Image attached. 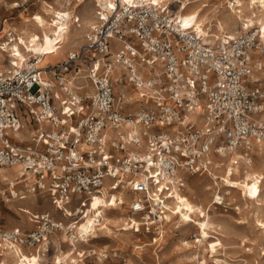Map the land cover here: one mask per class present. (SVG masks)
<instances>
[{
	"label": "built area",
	"instance_id": "2783aa9c",
	"mask_svg": "<svg viewBox=\"0 0 264 264\" xmlns=\"http://www.w3.org/2000/svg\"><path fill=\"white\" fill-rule=\"evenodd\" d=\"M118 5L106 17L99 12L83 47L51 67L56 82L44 78L40 55L22 70L0 67V167L19 166L17 177L0 185V198L46 196L59 213H35L29 229L0 228V264L5 249L46 255L57 233L73 248L88 243L98 237L106 211L122 206L131 213L124 229L156 228L154 239H163L174 214L171 195L182 191L187 174L208 171L211 155L234 156L232 167L250 163L253 148L264 143V118L253 115L264 112V76L252 78L264 73L256 28L218 46L183 28L166 7ZM112 38L121 43L115 52ZM81 62L88 92L72 84ZM142 64L151 65L147 76ZM117 66L120 78L113 76ZM124 75L144 105L136 113L127 110L133 102L127 93L117 90ZM24 131L28 139L18 135ZM119 192L130 200L116 197L113 204ZM225 196L217 191L213 203ZM96 197L106 202L93 206ZM89 218L93 228L82 230Z\"/></svg>",
	"mask_w": 264,
	"mask_h": 264
},
{
	"label": "bare ground",
	"instance_id": "6f19581e",
	"mask_svg": "<svg viewBox=\"0 0 264 264\" xmlns=\"http://www.w3.org/2000/svg\"><path fill=\"white\" fill-rule=\"evenodd\" d=\"M236 2V5L231 6V0H220L218 5H215L210 0H118L117 2L113 0H55L54 3L44 5L46 15L50 16L49 19L40 13L37 14L35 22L41 28L40 30H30L29 26L14 28L16 33H9L8 37L0 42V67H3L6 71L22 70L27 67L33 56L40 55L41 61L39 64L44 69V78L56 82V78L54 76L52 77L51 67L61 61L67 60L69 55L76 51L77 46H80L79 49L83 47L85 42L84 34L90 25L99 21V12L106 17L108 14L116 12L119 7L118 4L125 5L127 3H135V6L148 4L160 8L166 7L179 18L183 28L198 32L214 45L221 46L228 38H236L238 35L252 28H256L259 31L261 40L264 41V0H236ZM89 3H92L94 6V11L91 16L86 17L87 14L85 16L83 13H78L80 7L83 8ZM89 8L92 9L91 7ZM76 16H78L77 23H75ZM2 36H0V40ZM116 49L113 48V52ZM6 58L8 59V65L5 63ZM151 69V65L142 64L140 72L147 76L152 71ZM121 70L122 68L120 66H117V70H113L115 77L120 78L122 74ZM155 71L159 72L160 70L155 69ZM84 75L82 73V75L77 76L78 83L73 82L72 84L79 85L81 88H84L83 91L86 90L88 92L91 86L81 78ZM262 76H264L263 72H254L252 74V78L254 79H259ZM120 87L122 89L130 88L131 90L129 91L131 93H127L126 95L129 100H132L138 105L139 94L136 89H132V84L120 85ZM56 89L59 94L63 95L60 88ZM139 89L141 91L143 90L141 87ZM138 110L139 107L133 111L129 110V112L136 113ZM261 117L264 118V112L261 114ZM191 118L195 117L192 116ZM202 121L199 120L198 123L201 124ZM124 128L126 129V126ZM18 135L23 139L28 138V134H23L22 132L18 133ZM253 151L256 156L252 162L238 164L234 167L230 163L234 156L227 155L226 157H218L211 155V167L213 168H209V175L216 184L229 187V189L232 188L233 190L238 189L240 190L239 194L241 196L250 199L255 204V211L252 213L253 222L264 227V212H260L263 204L264 143L253 148ZM14 168V171H10L8 167H0V176L3 179L0 178V181L16 178L19 166H14ZM208 188L210 186H206L205 189ZM173 192L174 194L171 196H175L176 199L172 200V204H168V208L178 218L174 219L172 215L169 216V218H173L171 223L175 227L192 226L198 231V237L196 239H181L180 243L185 247L195 244L198 248L210 249L211 256H215L218 253V248L213 244L215 233L223 231L224 226L211 216L208 210L211 201L207 200L203 195L195 196L189 194L186 190L180 192L177 188H174ZM127 195L124 192H119L112 197V203H117L116 197L122 202L127 200ZM35 196V194L29 193L28 197L23 201L32 199ZM5 202L7 203L8 209H13L24 218V221L22 220L23 223L11 218L9 227H19L22 226L21 224H32V215L26 213L29 210L25 209L26 211H24V208L17 207L15 202H10L8 199ZM100 202L106 201L103 197H96L93 206L98 205ZM122 211V213L105 217L104 224L100 227V231L104 236L112 235L116 239H124V234H134L129 229L123 228L126 219L131 215L128 214L126 207L122 208ZM123 213H126V216ZM134 222L136 223L137 220H134ZM125 225L128 226V224ZM92 228V218L82 223V230L88 231ZM262 232H264V229ZM64 238L65 236L63 234H56L54 243L57 248H59L60 242ZM19 250V248L17 250H3V263L41 264L40 261L43 257L41 254H37L33 249H30L32 251L30 253L23 252L21 254ZM71 252V249L66 251L60 249L53 257V264H81L77 256L74 253L71 254ZM100 253L104 256L107 255V252L104 250L100 251ZM198 263L206 264L204 256Z\"/></svg>",
	"mask_w": 264,
	"mask_h": 264
},
{
	"label": "rangeland",
	"instance_id": "374dc122",
	"mask_svg": "<svg viewBox=\"0 0 264 264\" xmlns=\"http://www.w3.org/2000/svg\"><path fill=\"white\" fill-rule=\"evenodd\" d=\"M210 1L215 5H218L220 2V0ZM54 2L55 0H0V36L3 35L0 42L4 41L9 33L15 34L16 31L14 28L29 26L30 30H40L41 28L37 26L35 18L37 14L40 13L47 16L49 19L50 16L46 15L44 5ZM78 11V13H83L85 16L87 14L86 17H89L94 11V6L92 3H89L83 8L80 7ZM98 20L100 21V14L98 15ZM203 39H206V37L204 36ZM111 44L112 48L116 49L121 43L113 39ZM79 48L80 46H77L76 50ZM7 61L8 59L5 60V63L8 65ZM158 67H160V70L162 69L161 66L158 65ZM79 68H81L80 75H82V73L85 74L84 69L86 67L83 62L80 63ZM75 70L77 69L73 66L70 71L71 75L75 74ZM115 70H117V68ZM113 76H115L114 73ZM125 80L126 75L123 76V83H120L121 86L129 84ZM117 88V90H122L125 93H131V91H129L131 90L130 88L122 89L120 86ZM132 89L135 88L132 87ZM136 105L137 104L134 102L130 105L126 104L127 110L133 111L137 107L141 108L144 106L141 105L140 101L138 105ZM253 115L256 118L261 117V114ZM24 133L28 134L26 131H24ZM8 169L14 171L15 168L8 167ZM209 171L210 170L202 173L187 174L188 176H186L182 191L186 190V192L195 196L203 195L207 200H210L211 203L208 210L211 216L224 226L223 231L215 233L213 244L218 248V253L215 256H211L212 253L210 249H204L203 247L198 248L195 244L189 247L183 246L180 240L196 239L198 237V231L192 226L175 227L171 222L173 218L177 219L178 217L175 214H171L173 218L171 222L166 225L163 239H154V237H156V228H152L150 231L142 228L140 232L130 230L134 234H124V239H116L112 235L104 236V234L99 231L96 234L98 237L89 238L88 243L78 242L75 248L71 247L68 242L63 241L64 239L60 242L59 248L55 246V243H51L49 246L50 251L41 258V264H53V257L60 249L63 251L68 249L74 250V255L77 256L81 264H199L198 261L201 260L203 256L206 259V264H264V232H262L264 227L253 222L252 213L255 211V204L250 199L241 196L239 194L240 190H233L232 188L229 189V187L216 184L209 175ZM109 181L110 180L107 179V182ZM2 183L3 181H0V185H2ZM206 186H210V188L205 189ZM219 190L220 193L226 195L225 201L222 204L213 203L215 194H217ZM127 200H130L129 196ZM10 202H15V205L24 208V211H26L25 209L29 210V212L26 211V213L32 215L31 219L35 213L42 211H53L59 215L58 211L53 208L54 206L49 197L46 196L36 195L32 199L23 201L24 203L21 202V200ZM262 203L260 212H264V186L262 188ZM125 207L126 206L117 209H108L106 211V216L122 213V208ZM127 209L128 214L131 215L129 208ZM22 213L24 212L22 211ZM123 214L126 216V213ZM11 218L19 220L22 223L24 221L21 214L15 212L13 209H8L5 200L0 198V228H13L14 226H8L10 225ZM31 221L32 224H21L22 226L19 227L29 229L34 225V221ZM79 249L80 251L87 250V253L84 256L80 255L82 256L80 257L79 254L77 255L76 253ZM90 249L95 250L91 255L88 254V250ZM102 250L107 252L106 256L100 253Z\"/></svg>",
	"mask_w": 264,
	"mask_h": 264
},
{
	"label": "crops",
	"instance_id": "0c3cea01",
	"mask_svg": "<svg viewBox=\"0 0 264 264\" xmlns=\"http://www.w3.org/2000/svg\"><path fill=\"white\" fill-rule=\"evenodd\" d=\"M69 75V74H68ZM83 90H84V88H82ZM85 92H86V90H85ZM59 96L61 97L62 96V94H59ZM132 111V110H131ZM23 133V132H22ZM23 134H25V133H23ZM21 137V136H20ZM22 138V137H21ZM28 138H29V135H28ZM28 138H26V139H28ZM34 250V249H33Z\"/></svg>",
	"mask_w": 264,
	"mask_h": 264
}]
</instances>
